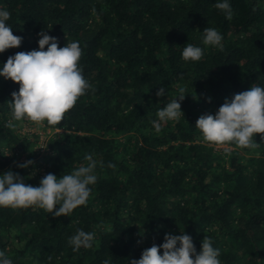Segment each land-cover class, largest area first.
<instances>
[{
    "label": "trees",
    "instance_id": "16d2710c",
    "mask_svg": "<svg viewBox=\"0 0 264 264\" xmlns=\"http://www.w3.org/2000/svg\"><path fill=\"white\" fill-rule=\"evenodd\" d=\"M217 2L0 0L22 37L0 54V69L17 52L39 50L47 31L60 47L79 42L91 85L60 124L9 128L7 103L19 85L0 77V176L12 170L39 186L49 173L62 178L86 164L87 154L98 161L87 204L69 217L0 208V251L12 264H130L180 232L197 253L210 238L221 264H264V141L257 135L256 149L226 151L205 144L195 127L226 99L264 87V0H227L231 20ZM207 27L222 35V51L203 44ZM188 43L203 49L200 61L183 60ZM161 87L165 96L157 97ZM180 88L184 116L156 131L152 121ZM77 230L95 233L91 248L69 245Z\"/></svg>",
    "mask_w": 264,
    "mask_h": 264
},
{
    "label": "clouds",
    "instance_id": "9594fccd",
    "mask_svg": "<svg viewBox=\"0 0 264 264\" xmlns=\"http://www.w3.org/2000/svg\"><path fill=\"white\" fill-rule=\"evenodd\" d=\"M214 7L223 11L226 19H232V8L227 0H218ZM10 17L8 10H0V54L22 44V37L14 35L7 23ZM39 37V50L17 52L9 56L0 69V77L19 85V91L13 92L12 100L7 103L11 119L6 127L15 128L17 122L25 120L37 124L46 121L48 126H56L91 88L79 63L82 57L79 42H68L60 47L58 39L48 35L47 31H41ZM222 40V35L215 28L207 27L203 31L205 46L222 51ZM203 55L201 47L190 43L183 47L182 58L186 62H198ZM185 91L180 88L178 98L158 111V120L152 121L156 131H160L162 123L184 116L180 102L187 96ZM156 95L164 97L165 88L161 87ZM195 127L207 145L223 147L226 151L233 145L241 149H256L260 144L255 137L259 135L264 141V87L256 84L235 94L231 100L226 99L215 115H201ZM84 159L86 164L62 178L47 174L39 186L26 184L18 173L7 171L0 176V208H39L56 218L69 217L74 210L87 204L92 192L90 186L97 183L95 169L98 161L91 154L85 155ZM33 163L29 160L18 163L17 167L27 169ZM99 164L103 166L102 161ZM108 166L114 167L112 164ZM94 239L95 233L77 230L68 243L78 251L91 248ZM220 254L208 237H204L202 249L197 253L192 237L180 232L179 235L166 234L162 245L153 244L142 252L140 259H132L130 264H221ZM0 264H12L5 251H0Z\"/></svg>",
    "mask_w": 264,
    "mask_h": 264
},
{
    "label": "rangeland",
    "instance_id": "374dc122",
    "mask_svg": "<svg viewBox=\"0 0 264 264\" xmlns=\"http://www.w3.org/2000/svg\"><path fill=\"white\" fill-rule=\"evenodd\" d=\"M24 131H26V129ZM220 148H222V147H220Z\"/></svg>",
    "mask_w": 264,
    "mask_h": 264
}]
</instances>
